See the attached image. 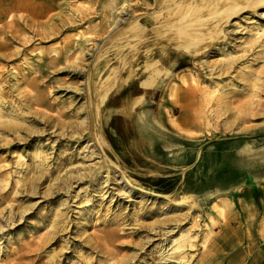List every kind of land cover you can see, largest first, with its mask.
I'll use <instances>...</instances> for the list:
<instances>
[{
    "label": "rangeland",
    "instance_id": "1",
    "mask_svg": "<svg viewBox=\"0 0 264 264\" xmlns=\"http://www.w3.org/2000/svg\"><path fill=\"white\" fill-rule=\"evenodd\" d=\"M226 1L0 0V264H264V3ZM148 64L134 172L96 138Z\"/></svg>",
    "mask_w": 264,
    "mask_h": 264
},
{
    "label": "crops",
    "instance_id": "2",
    "mask_svg": "<svg viewBox=\"0 0 264 264\" xmlns=\"http://www.w3.org/2000/svg\"><path fill=\"white\" fill-rule=\"evenodd\" d=\"M152 65H145L143 66V76H141L139 79L136 80L135 85H132L131 82H126L125 84L120 86V89L114 91L113 93L109 94L106 99L103 102V110L104 112H110V115L108 116L106 122L102 124V139L105 145L109 148V150L115 154L121 163L124 164L126 168L127 165L125 164L124 160L130 159V163L133 164V168H128L131 171L138 172V171H144L148 169H156L158 168L156 166V163L153 162L148 154L145 152L143 148V152L139 151L138 149H132L131 141L125 140V136L128 135V132H125L126 128L136 127L139 123L136 119L137 112L139 111V108L137 109L135 106H141L142 105H150L151 103H154L156 100V95L158 92V88L161 86L162 81L165 78V75H161V71L159 69H152ZM133 80V79H130ZM145 83H150L151 86H145ZM115 87H117L115 85ZM131 88L134 87L136 89V92L132 93V98L137 101V104L133 107H129V109L126 110V108L122 107L120 104V98L122 94L121 88ZM136 108V109H135ZM149 112L143 111L140 114H138L137 118L141 120L144 123H147L149 120ZM113 118H120L114 125L110 124L111 120ZM120 123L119 127L118 124ZM120 130V133H117L116 129ZM109 133L112 138L115 139L116 146L119 150V152H116L109 141L107 140L105 132ZM133 143V142H132ZM134 157H138L139 159L143 160L145 162L144 167H140L134 162ZM157 178H161L160 175H155ZM163 178V177H162Z\"/></svg>",
    "mask_w": 264,
    "mask_h": 264
},
{
    "label": "bare ground",
    "instance_id": "3",
    "mask_svg": "<svg viewBox=\"0 0 264 264\" xmlns=\"http://www.w3.org/2000/svg\"><path fill=\"white\" fill-rule=\"evenodd\" d=\"M202 1V0H201ZM228 2H230V0H227ZM227 1H226V3H227ZM245 1L246 0H237V2H238V4L236 3L235 5H234V2H235V0H233L232 1V4L230 5H228V8H226L224 11L226 12V14L228 13L229 14V12H230V14H235V13H239V10H241V9H245V7H247V6H249V4H247V6H245V5H242L239 9H237L239 6H240V4L242 3V2H244L245 3ZM256 1H258L259 3H264V0H256ZM217 6V5H216ZM235 6V7H234ZM210 7V6H209ZM230 7H233V8H231L230 9ZM249 8V7H248ZM251 9V8H250ZM246 10V9H245ZM255 10V9H254ZM242 11V10H241ZM248 12H250V11H248ZM261 13V12H260ZM220 14V13H219ZM257 15V14H256ZM116 14H115V16H114V18H113V22H112V24H111V26L112 27H114V26H116L118 23H120L121 21L120 20H117L116 19ZM227 16V15H226ZM264 17V13H262V14H260V17ZM217 17V16H216ZM223 17V16H222ZM224 18H226L227 19V17H223V21L225 20ZM217 19V18H216ZM262 19V18H261ZM220 20V19H219ZM221 22V21H220ZM228 22V21H227ZM231 23V22H230ZM251 23H253V22H251ZM226 24V23H225ZM220 26V25H219ZM222 27V26H221ZM220 29V28H219ZM225 29V28H224ZM201 38V37H200ZM193 46V45H192ZM189 48H190V44H187V46H186V48H184V50L185 51H187V50H189ZM183 50V51H184ZM196 50V49H195ZM212 53V52H211ZM206 54V53H205ZM208 54V53H207ZM212 54H215V52L214 53H212ZM191 55H193V54H191ZM182 58V57H181ZM172 64V63H171ZM194 66V65H193ZM145 86H151V84L150 83H145ZM98 128V127H97ZM97 128H95L96 130L95 131H97ZM98 139V137L96 138V141L98 142V144L101 142V143H103V140H102V138L99 136V139ZM100 140V141H99ZM76 177V176H75ZM120 180V179H119ZM151 226V225H150ZM164 227V226H163ZM143 228V227H142ZM149 229V228H148ZM151 230V229H150ZM141 231H139V229H137L136 231H135V233L136 234H138V233H140ZM162 233V234H161ZM167 234H171L170 232H161V231H159L158 232V235L160 236V237H164V239H166V235ZM183 235H180L176 240H174L172 243H174V247L172 246L171 248H170V252L171 253H169L168 251L167 252H162L161 254H160V259H159V261H160V263H163V264H165V263H168V261H170L171 260V256H172V254H175V253H178L179 254V257H178V261L181 263V264H184V262H183V260H184V256L182 257L181 256V251L182 250H184V248H185V240L183 239Z\"/></svg>",
    "mask_w": 264,
    "mask_h": 264
},
{
    "label": "trees",
    "instance_id": "4",
    "mask_svg": "<svg viewBox=\"0 0 264 264\" xmlns=\"http://www.w3.org/2000/svg\"><path fill=\"white\" fill-rule=\"evenodd\" d=\"M118 120H120V118H113L110 122V124L114 125V123H116ZM120 124H118L119 127ZM120 128V127H119ZM117 133H120V130L117 128L116 129ZM107 140L109 141V143L111 144V146L113 147V149L116 152H119L116 143H115V139L111 137V135H109L108 131L107 133L105 132ZM134 162L139 165L140 167H144L145 162L141 159H139L138 157H134ZM125 164L127 165V167L133 168V164L130 163V159L128 160H124ZM135 179H137L139 182H141V184L146 187L149 188L153 191H155L156 193L159 194H169L171 193L174 188H175V182H172V180L170 181V179H165V178H157V177H146V178H142V177H134Z\"/></svg>",
    "mask_w": 264,
    "mask_h": 264
}]
</instances>
